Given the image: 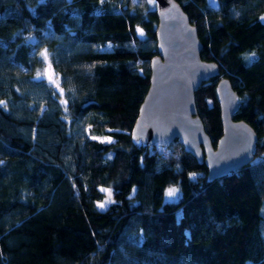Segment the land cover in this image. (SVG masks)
Returning <instances> with one entry per match:
<instances>
[{"label": "trees", "instance_id": "trees-1", "mask_svg": "<svg viewBox=\"0 0 264 264\" xmlns=\"http://www.w3.org/2000/svg\"><path fill=\"white\" fill-rule=\"evenodd\" d=\"M174 1L219 68L195 91L204 129L215 147L226 78L252 160L209 180L177 140L131 138L153 0H0V264H264V0ZM45 59L56 86L36 79Z\"/></svg>", "mask_w": 264, "mask_h": 264}, {"label": "water", "instance_id": "water-1", "mask_svg": "<svg viewBox=\"0 0 264 264\" xmlns=\"http://www.w3.org/2000/svg\"><path fill=\"white\" fill-rule=\"evenodd\" d=\"M156 56L149 61V81L131 128V138L166 148L177 140L183 151L204 162L208 179L236 171L253 158L257 135L244 121L233 120L237 95L228 79L217 83L222 135L214 147L197 114L195 91L218 75L213 62L200 58L196 27L174 0H153Z\"/></svg>", "mask_w": 264, "mask_h": 264}, {"label": "rangeland", "instance_id": "rangeland-1", "mask_svg": "<svg viewBox=\"0 0 264 264\" xmlns=\"http://www.w3.org/2000/svg\"><path fill=\"white\" fill-rule=\"evenodd\" d=\"M36 79H43L46 82L52 84L53 86H56L57 78L54 75L53 71L51 70V68L49 66V63H48V61L46 59L44 60L43 67H42L41 71L39 72V74L37 75V78ZM95 139L98 140V141H103V142H110V141H112V139L110 137H108V136L95 137ZM169 188L170 187H168L165 190V193H164V199H165V201H176L178 199L179 193L177 194L176 198H174V199L173 198H168L166 196V193H167V190ZM103 192H104L103 199L101 201L95 203V207L98 210H103L111 202L109 190L108 189H103ZM109 200H110V202H108ZM100 203L105 204V207H103V208L98 207V204H100ZM261 212L264 215V202L262 204ZM261 233H262V236L264 237V229L261 230Z\"/></svg>", "mask_w": 264, "mask_h": 264}, {"label": "snow or ice", "instance_id": "snow-or-ice-1", "mask_svg": "<svg viewBox=\"0 0 264 264\" xmlns=\"http://www.w3.org/2000/svg\"><path fill=\"white\" fill-rule=\"evenodd\" d=\"M149 3H152V0H149ZM262 19H264V18H262ZM137 32H139L140 35L143 36V31H142L141 29L137 28ZM93 139H95V137H93ZM190 178H195V177H194V174H192V175L190 176ZM177 194H178V189L175 188V187H170V188L167 190L166 196H167L168 198H173V199H174V198H176ZM108 202H110V200H109ZM98 207L103 208V207H105V204L100 203V204H98Z\"/></svg>", "mask_w": 264, "mask_h": 264}]
</instances>
